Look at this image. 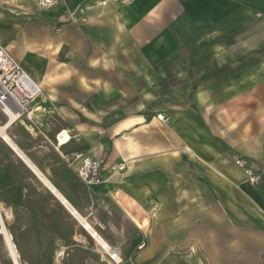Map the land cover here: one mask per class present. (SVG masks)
Returning a JSON list of instances; mask_svg holds the SVG:
<instances>
[{
	"label": "crops",
	"instance_id": "crops-1",
	"mask_svg": "<svg viewBox=\"0 0 264 264\" xmlns=\"http://www.w3.org/2000/svg\"><path fill=\"white\" fill-rule=\"evenodd\" d=\"M17 6L0 5V42L41 88L11 122L0 107L23 155L0 137L18 253L109 261L93 231L122 264H264V177L233 162L264 176V0ZM78 153L103 160L98 182L78 178Z\"/></svg>",
	"mask_w": 264,
	"mask_h": 264
},
{
	"label": "built area",
	"instance_id": "built-area-1",
	"mask_svg": "<svg viewBox=\"0 0 264 264\" xmlns=\"http://www.w3.org/2000/svg\"><path fill=\"white\" fill-rule=\"evenodd\" d=\"M21 1L0 0L5 6L12 5L17 9L19 8L17 4ZM59 2L60 0H33L35 8L39 12L54 9L59 5ZM40 94V86L26 73L18 61L0 42V107L2 110L5 112L7 105V108H14L17 116L27 114L29 104ZM233 162L244 172L248 183L257 184L263 182L264 176L262 170L254 168L249 158L235 156ZM104 165L102 159L86 153L76 154L71 161V166L75 169L78 178L87 185L96 183L101 179V171ZM123 168L124 165L122 163L117 164L112 167V171L119 172ZM83 226L86 228L85 225ZM101 248L103 250L102 246ZM105 254L115 264H119L122 261L118 251H114L112 254L105 252Z\"/></svg>",
	"mask_w": 264,
	"mask_h": 264
},
{
	"label": "rangeland",
	"instance_id": "rangeland-1",
	"mask_svg": "<svg viewBox=\"0 0 264 264\" xmlns=\"http://www.w3.org/2000/svg\"><path fill=\"white\" fill-rule=\"evenodd\" d=\"M0 5H4L0 3ZM19 5L23 6V8H29L30 13L27 15L29 18H45L48 14L46 11L39 12L35 8V4L33 0H22L19 2ZM40 14V15H39ZM43 15V16H42ZM45 16V17H44ZM68 136L64 133L60 138V142H64ZM0 233V264H14L13 255L16 257L17 264H40V260L42 257L38 255H31V254H23L20 255L16 249V245L13 244V240L10 237V234L7 232V227L5 229L2 227ZM5 235H7L8 240H6ZM11 249H13L14 254L11 253ZM106 256V255H105ZM52 257L50 256L51 261ZM121 257V256H120ZM107 258V256H106ZM109 260V259H108ZM110 261V262H109ZM102 259L99 254H84V255H71V256H64V260L61 261V264H115L111 260ZM119 264H122L119 263Z\"/></svg>",
	"mask_w": 264,
	"mask_h": 264
},
{
	"label": "bare ground",
	"instance_id": "bare-ground-1",
	"mask_svg": "<svg viewBox=\"0 0 264 264\" xmlns=\"http://www.w3.org/2000/svg\"><path fill=\"white\" fill-rule=\"evenodd\" d=\"M5 112H6V114L8 115V118H9V122H11V121H13L16 117H18L17 116V112L14 110V108H7V105H6V107H5ZM31 112V111H30ZM8 122V121H7ZM5 126H0V137L1 138H3L4 140H5V142H7L10 146H12V148H14V150L19 154V155H21L20 154V152L17 150V148L14 146V144L10 141V139L8 138V136H7V134L5 133ZM21 156H23V155H21ZM27 160V159H26ZM25 160V161H26ZM28 165V164H27ZM29 167L31 166V163H30V165H28ZM36 172V171H35ZM43 182H45V179H44V181ZM49 182V181H48ZM49 186V185H48ZM51 188V187H50ZM54 191V190H53ZM55 194H57L58 195V193H56L55 192ZM59 196V195H58ZM59 198H60V196H59ZM63 200V199H62ZM62 200H60L61 202H62ZM59 201V202H60ZM63 203L64 204H67V203H65L64 201H63ZM69 208V207H68ZM73 209V208H72ZM72 209H70L72 212H73V210ZM71 213V212H70ZM78 215V214H77ZM86 222V221H85ZM85 222H84V225L86 226V228L88 229L89 227L85 224ZM89 225V224H88ZM93 229V228H92ZM90 230V229H89ZM91 231V230H90ZM92 232V234H93V236L95 237V240L97 241V242H99L100 243V246H102L103 247V250L105 251V252H108V253H110V254H112V253H114V251H116L114 248H112V247H110L107 243H105L103 240H101L97 235H95V233L93 232V231H91ZM5 237H6V240H8V238H7V235H5ZM14 252L15 251H13V249H11V253L12 254H14ZM117 252V251H116ZM13 260H14V264H17V260H16V257L13 255Z\"/></svg>",
	"mask_w": 264,
	"mask_h": 264
},
{
	"label": "trees",
	"instance_id": "trees-1",
	"mask_svg": "<svg viewBox=\"0 0 264 264\" xmlns=\"http://www.w3.org/2000/svg\"><path fill=\"white\" fill-rule=\"evenodd\" d=\"M15 243V242H14ZM13 243V244H14ZM16 247H17V244H16ZM17 249V251H20L19 250V248H16ZM20 255H23V254H21V253H19ZM38 256H40V257H42L40 260H42V261H40V264H51V258H50V256L49 255H38Z\"/></svg>",
	"mask_w": 264,
	"mask_h": 264
},
{
	"label": "water",
	"instance_id": "water-1",
	"mask_svg": "<svg viewBox=\"0 0 264 264\" xmlns=\"http://www.w3.org/2000/svg\"><path fill=\"white\" fill-rule=\"evenodd\" d=\"M2 227H3V226H2V224L0 223V233H2V232H1V228H2Z\"/></svg>",
	"mask_w": 264,
	"mask_h": 264
}]
</instances>
